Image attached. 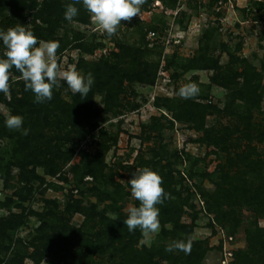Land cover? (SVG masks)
I'll list each match as a JSON object with an SVG mask.
<instances>
[{"label": "rangeland", "instance_id": "rangeland-1", "mask_svg": "<svg viewBox=\"0 0 264 264\" xmlns=\"http://www.w3.org/2000/svg\"><path fill=\"white\" fill-rule=\"evenodd\" d=\"M260 3L264 0H241L229 10L216 2L153 6L145 0L139 15L121 21L112 37L84 8L72 22L61 23L57 63L63 70L92 73L94 86L101 75L105 85L95 87L85 108L60 81L53 90L54 102L42 105L39 120L26 122L22 115L27 135L5 127L11 108L0 101V129L6 130L0 134V227L5 232L0 264L52 263L54 235L76 239L65 251L57 244L61 264H123L121 253L108 246L114 238L108 220L127 217V208L138 206L129 180L143 167L162 176L168 198L158 205L160 217L168 208L181 224L194 223V230L163 239L160 222V232L143 235L139 248L159 251L161 245L190 237L192 245L201 247L197 264H245L238 254L248 248L250 228L264 230V213L246 204L233 208L227 193L230 181L234 186L245 179L256 186L264 179ZM8 14L0 9V21ZM153 31L156 36H151ZM146 63L151 72L146 81L124 77V72L143 70ZM112 74L115 79H110ZM19 80L22 76L10 71L9 84L18 97ZM189 82L199 86V94L182 99L178 90ZM7 99L13 100L11 90ZM93 156L98 161L91 165ZM94 169L104 176L101 191L117 198L119 211L111 208L110 197L101 201L91 190L99 183L91 175ZM77 205L86 213L74 211ZM232 209L239 221L236 228L228 213ZM173 226L166 222L168 230ZM99 231L101 238L89 247L87 238ZM179 259L155 258L156 264H180ZM263 261L264 254L258 264Z\"/></svg>", "mask_w": 264, "mask_h": 264}, {"label": "clouds", "instance_id": "clouds-1", "mask_svg": "<svg viewBox=\"0 0 264 264\" xmlns=\"http://www.w3.org/2000/svg\"><path fill=\"white\" fill-rule=\"evenodd\" d=\"M83 7L92 16L99 29L108 37L116 34L121 21L130 22L139 15L145 0H73L66 6L64 19L72 22L79 14L76 4ZM0 41L5 48L0 56V93L7 97L10 84V71L14 68L25 81V90L34 94L36 103H44L53 99V90L60 87V81L66 82L73 94L87 97L95 80L92 73L84 74L76 68L63 70L57 63L58 41H38L37 36L25 24H17L9 29L0 30ZM196 83H186L178 90L182 99H191L199 94ZM9 130L20 131L27 135L23 127L24 117L8 113L4 120ZM131 195L139 202L138 206L127 208L124 224L129 232L139 229L144 236L160 232V209L168 198L162 176L150 168H138L129 180ZM192 239L173 240L165 247L166 252L179 251L191 254Z\"/></svg>", "mask_w": 264, "mask_h": 264}, {"label": "trees", "instance_id": "trees-1", "mask_svg": "<svg viewBox=\"0 0 264 264\" xmlns=\"http://www.w3.org/2000/svg\"><path fill=\"white\" fill-rule=\"evenodd\" d=\"M149 3H151L150 0H147ZM166 4H176L174 0H164ZM214 2V1H211ZM73 3V0H0V9L1 10H7L9 12L7 18L5 20L0 21V30H7L11 27L16 26L17 24H25L28 25L29 23L32 25L31 30L34 32V34L37 36L38 41L45 40V41H57L56 32L58 27L61 26V23L67 21L64 19V11L68 4ZM261 7H264V4L260 3ZM83 5L80 3V6L78 5L79 10H83ZM85 9V8H84ZM155 32V31H154ZM3 44L2 41H0V56L3 55ZM137 54V52H136ZM117 53L115 52V56ZM137 56V55H136ZM140 64V62H138ZM106 66H108V62L105 63ZM110 68L112 70L116 71L117 66H114V64L110 65ZM16 75L21 76V74L16 71L14 68L11 70ZM104 73V71H99ZM150 69L145 64V67L143 70L139 69H133V71L130 72H124V77L128 80L137 79L140 82H144L147 80V78H150ZM98 79V86H92L89 94L87 97L81 96L80 94H75V103H79L81 106L86 108L87 103L92 101L93 98V91L95 87H102V85H105V82L103 81L100 76L97 75ZM115 76L112 74L110 79H115ZM10 81V80H9ZM17 82V84L22 86V96L18 97L14 88L10 86L9 90L13 93V100L9 101L7 97L4 96V94L0 93V101L5 102L10 108L12 114H19L26 117V122L31 120H39V117L41 115V107L44 103H36L34 94L29 90H25V81ZM108 82H106L107 84ZM111 94H109L110 96ZM53 100V99H52ZM54 102V100H53ZM73 103V105L75 104ZM76 105V104H75ZM72 105H70L69 108H71ZM77 107L74 106L72 110H75L76 114H79L81 116L79 109H76ZM67 109L64 108L63 111L65 112ZM6 132L5 128L0 129V134L3 132ZM20 141V140H19ZM94 158L93 160H89L91 165L96 164V160L98 161L97 157H91ZM97 169H94L92 176L95 177L97 180L98 185L93 186L91 190L97 191L100 200L106 199L110 197L113 200L111 208H113L115 211H119V207L116 206L117 198L115 196H109L108 192L101 191V188L99 187L100 184L103 182V177H101L100 174L97 173ZM227 179V178H226ZM231 180V179H230ZM229 181V180H228ZM231 187L230 191L227 193L228 198L232 202L233 208H236L237 204H246L247 206L252 207L253 209H256V211L260 213H264V179L260 185L254 186V181L249 182V180H243V182L236 183L234 186L232 185V181H230ZM10 201V200H9ZM220 206V205H218ZM95 207V206H94ZM209 210H212V207L209 206ZM74 211L76 212H85L79 205H77L74 208ZM86 213V212H85ZM230 216H232L234 228L238 225L239 221L235 217L236 210L232 209L228 212ZM228 213L224 214V217H228ZM97 215L103 220L107 221L108 218L104 213H100ZM173 215V216H172ZM219 215V214H218ZM175 214L173 211L167 208L163 212L162 216L160 217V222L162 224V238L165 239L170 235L177 236L179 234H190L194 230V223L191 224H181L178 220V217H174ZM172 217V218H171ZM127 217H124L122 215H119V218L115 221L108 220L112 223V232H113V240L108 244L109 247H113L116 249V252L121 253L123 256V264H156V255H160L161 258L164 259H170L172 256L175 258V260L179 259L181 262L180 264H197L198 259L201 257V247L198 245H192L191 254L186 255L183 252H175L173 254L172 252H166L165 247L167 245H161L163 247L162 250H156L147 246H143L142 249L137 246L138 241L143 236L141 231L139 229L135 230L134 232H129L127 226L124 224V221ZM220 220V218H219ZM167 221H172L174 226L172 230H168L165 225ZM5 225V224H3ZM126 227L122 228L121 227ZM4 228L0 227V239L5 236ZM80 234L81 232L78 231ZM81 235V234H80ZM102 234L101 231L95 233L94 235L90 236V238H87L88 243H90V246H93L98 238H101ZM52 245L50 248L49 254L51 255V258L53 260L50 264H61L62 259L59 256V247L57 244L61 245V248L63 251L67 248V244L72 242L74 243L76 239L73 237H68L67 235L63 237V239H59L57 236H51ZM62 240V241H61ZM116 240L120 242V245H114ZM79 241V240H78ZM248 248L246 250L240 251L238 254L242 261L245 264H258V256H261L264 254V230L261 229L259 226H256V228H250L248 230ZM53 246V248H52ZM56 246L59 248L56 249ZM1 249V246H0ZM92 248H89L88 251L92 252ZM44 252H42L41 255H43ZM46 253V252H45ZM48 253V251H47ZM1 261V260H0ZM23 261V259H22ZM176 264V261H173ZM178 262V261H177ZM185 262V263H184ZM264 261L262 262V264ZM174 264V263H173Z\"/></svg>", "mask_w": 264, "mask_h": 264}, {"label": "built area", "instance_id": "built-area-1", "mask_svg": "<svg viewBox=\"0 0 264 264\" xmlns=\"http://www.w3.org/2000/svg\"><path fill=\"white\" fill-rule=\"evenodd\" d=\"M153 6H164L166 5L164 0H150ZM176 4L183 5V4H190V3H196L201 1H207L211 2L214 1L220 6H224L225 8L229 10H235L237 6H239L241 0H174ZM179 11L177 10L175 12V15H178ZM156 32H151V36H156ZM181 39L178 40L180 42Z\"/></svg>", "mask_w": 264, "mask_h": 264}]
</instances>
